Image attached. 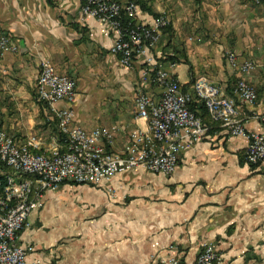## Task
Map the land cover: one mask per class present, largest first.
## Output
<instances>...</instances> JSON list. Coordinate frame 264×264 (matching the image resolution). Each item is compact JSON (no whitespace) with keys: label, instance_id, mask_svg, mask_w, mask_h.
I'll return each mask as SVG.
<instances>
[{"label":"crops","instance_id":"obj_1","mask_svg":"<svg viewBox=\"0 0 264 264\" xmlns=\"http://www.w3.org/2000/svg\"><path fill=\"white\" fill-rule=\"evenodd\" d=\"M137 5L143 23L159 16L168 20L146 53L150 65L169 71L193 96L192 109L210 128L180 154L171 175L137 167L97 186L63 183L46 191L42 207L29 214L30 225L19 233V245L32 247L25 264H161L166 253L189 264L204 243L218 253L215 264H264V159L248 165L247 140L216 127L192 89L204 75L231 95L240 75L226 61V51L253 59L254 69L244 78L254 86L256 102L239 109L247 131L264 132V2ZM80 7L81 0H0V33L18 47L0 56V127L18 142L36 136L42 152L57 133L53 113L35 96L42 60L76 80L73 122L109 129L112 143L103 142L108 151H121L133 129L146 127L133 113L136 93L161 95L156 83H142L144 57L122 67L110 53L114 34L82 16Z\"/></svg>","mask_w":264,"mask_h":264},{"label":"built area","instance_id":"obj_2","mask_svg":"<svg viewBox=\"0 0 264 264\" xmlns=\"http://www.w3.org/2000/svg\"><path fill=\"white\" fill-rule=\"evenodd\" d=\"M260 4L264 0H247ZM136 0H84L80 14L106 25L114 34L110 53L122 67L130 68L136 57H144L146 68L143 84L156 83L161 95L154 99L139 92L133 104L135 117L146 121L145 128L131 131L129 141L121 151L106 150L103 142L112 143V133L106 127L83 129L74 124L72 105L76 96V81L61 75L46 60H42L36 79L35 96L53 113L61 143H53L42 152L40 140L30 135L23 142L15 141L0 128V162L10 164L0 193V264H25L32 247L19 245L22 229L28 227L29 214L42 207L46 191H55L63 183L97 186L112 177L140 167L151 173L171 175L180 154L200 142L209 130L201 115L191 109L193 96L164 68L150 65L147 51L164 35L168 20L159 16L143 23L137 18ZM18 47L6 33H0V56L17 51ZM227 62L238 75L231 95L204 75L195 78L192 89L203 105L210 121L229 136L247 140L245 162L257 166L264 159V132L245 129L240 107L253 106L257 94L244 75L254 69L251 59L240 58L226 51ZM64 103L63 108L57 106ZM234 117V124H226ZM16 170L33 171L39 181H22ZM113 193L111 188H108ZM15 199H24V206H15ZM218 253L211 243H204L195 260L189 264H215ZM161 264H185L178 254H164Z\"/></svg>","mask_w":264,"mask_h":264},{"label":"bare ground","instance_id":"obj_3","mask_svg":"<svg viewBox=\"0 0 264 264\" xmlns=\"http://www.w3.org/2000/svg\"><path fill=\"white\" fill-rule=\"evenodd\" d=\"M226 124H234V117H226ZM54 143H61V136H55ZM0 164L6 166L10 171V164L3 162ZM16 178H20L22 181H39V174L33 171L16 170ZM15 206H24V199H15Z\"/></svg>","mask_w":264,"mask_h":264},{"label":"trees","instance_id":"obj_4","mask_svg":"<svg viewBox=\"0 0 264 264\" xmlns=\"http://www.w3.org/2000/svg\"><path fill=\"white\" fill-rule=\"evenodd\" d=\"M137 2H138V0H136V3ZM83 3H84V0H81V4H83ZM202 108H204L203 105H202ZM191 109H192V107H191ZM203 110L205 112V109H203ZM196 113H197V111H196ZM8 171H9V169L6 166L0 164V193L2 191V188H3L4 184H5V176L8 173Z\"/></svg>","mask_w":264,"mask_h":264},{"label":"rangeland","instance_id":"obj_5","mask_svg":"<svg viewBox=\"0 0 264 264\" xmlns=\"http://www.w3.org/2000/svg\"><path fill=\"white\" fill-rule=\"evenodd\" d=\"M247 1V0H246ZM247 2H249V1H247ZM249 3H251V2H249ZM1 33H3V32H1ZM7 34V33H6ZM224 57H225V59H226V61H227V58H226V53H225V55H224ZM249 59V58H248ZM251 60H253V59H251ZM254 61V60H253ZM74 79V78H73ZM76 81V80H75ZM139 92V91H138ZM137 92V93H138ZM137 93H136V95H137ZM198 111V110H197ZM198 113V112H197ZM1 128V127H0ZM2 129V128H1ZM3 130V129H2ZM8 172H10V171H8Z\"/></svg>","mask_w":264,"mask_h":264}]
</instances>
